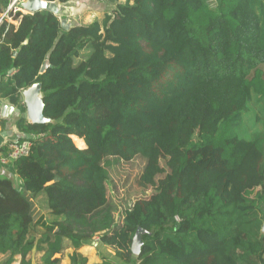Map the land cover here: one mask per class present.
I'll use <instances>...</instances> for the list:
<instances>
[{"label":"trees","instance_id":"trees-1","mask_svg":"<svg viewBox=\"0 0 264 264\" xmlns=\"http://www.w3.org/2000/svg\"><path fill=\"white\" fill-rule=\"evenodd\" d=\"M11 1L0 0V97L25 114L21 93L40 83L52 122L17 124L31 150L13 163L22 190L0 177V264H63L68 249L70 264H89L79 250L95 238L115 252L97 264H264V131L237 133L248 106H264V0H98L116 7L70 31L47 11L3 17ZM177 118L178 158L120 209L113 176L139 160L138 188L155 185ZM43 193L48 223L34 213Z\"/></svg>","mask_w":264,"mask_h":264},{"label":"rangeland","instance_id":"rangeland-1","mask_svg":"<svg viewBox=\"0 0 264 264\" xmlns=\"http://www.w3.org/2000/svg\"><path fill=\"white\" fill-rule=\"evenodd\" d=\"M14 1V0H13ZM24 1V0H21ZM212 6H215V2L210 0ZM116 7V3H107L98 0H77V6L74 9V18L79 22V24L89 25L96 20H102L104 13L111 12ZM23 13V12H22ZM12 18H10L11 20ZM223 92L222 87H216L214 90L215 95H221ZM261 120H258L257 117ZM187 123L183 118H177L170 121L160 136V146L163 152V156L156 163L155 168L151 171L154 176L155 185L140 184L137 186V178L144 168V163L142 161H135L131 164H122L120 166V171L117 175H114V187L112 186V191H110L111 198L114 199L116 203L123 209L122 203L126 198V194L130 195V205L141 198H148L156 189L157 184L160 179L164 177L165 174L170 170L172 163L176 161L179 156V148H181L187 137L185 129ZM264 131V106L261 104H250L248 106L247 112L243 114L241 121L237 126V133L239 137L243 140H250L252 136L257 132ZM163 171V172H162ZM129 191L130 193H126ZM141 191H144L142 193ZM44 197L47 199L46 195L43 193ZM39 198L38 202L36 200L35 208V218L36 221L49 222L51 219L49 217V210L47 207V202L42 201ZM121 211V210H120ZM117 217H120L118 214ZM92 243H97L93 245ZM97 239H94L91 243L86 245V248L81 249V253H99L101 251L102 245ZM34 260L39 262L41 258L36 254Z\"/></svg>","mask_w":264,"mask_h":264},{"label":"water","instance_id":"water-1","mask_svg":"<svg viewBox=\"0 0 264 264\" xmlns=\"http://www.w3.org/2000/svg\"><path fill=\"white\" fill-rule=\"evenodd\" d=\"M77 6V1H69L67 3H60L59 0H24L19 3L21 11L25 14L33 15L37 12L47 11L52 13L60 21L62 29L70 31L73 28L79 27V22L74 18V9ZM16 55V54H15ZM50 67L47 62L43 68L44 73ZM24 104L26 106L27 120L30 124L41 125L48 124L52 121L44 115V99L42 94V85L40 83L23 91ZM264 232V225L262 228ZM145 230L139 228L133 238L131 251L134 256L141 255V248L143 246L142 236L146 234Z\"/></svg>","mask_w":264,"mask_h":264},{"label":"crops","instance_id":"crops-1","mask_svg":"<svg viewBox=\"0 0 264 264\" xmlns=\"http://www.w3.org/2000/svg\"><path fill=\"white\" fill-rule=\"evenodd\" d=\"M21 101L24 104L23 91L21 93ZM23 118L27 120L26 113L23 114L18 107H15L9 101V99L0 97V177L13 180L18 185L20 190H22V185H21L20 180L18 179V176L16 175L13 164L11 165L4 164L2 162V159L4 157L2 151L3 149L7 148L12 141H17L23 138L22 134L20 133L17 127L18 122ZM27 122L29 123L28 120ZM76 140H79L81 142V146H78L76 144ZM74 142L79 149L85 148V144L81 139L74 138ZM39 198H42L41 199L42 201L47 202V199L44 197V195L40 194L38 197L33 199V203L35 204V206H36L35 202L36 200L38 202ZM35 206H34V212L36 208ZM47 207H48V203H47ZM48 210H49V217L51 218L50 220H52L49 207H48ZM95 239H97V241L99 242V238H95ZM92 244L94 246L97 245V243L95 244L92 243ZM84 248H86V246L82 247L81 249H84ZM101 248L102 249L101 251H99V253H96V252L95 253L94 252L93 253H83V251L81 253V249L79 250V253H81L84 257L88 258L89 264L100 263L103 256H110V255L112 257L115 256V252L112 248L106 247V246H103ZM71 253H73V250L71 249H68L66 251V254L63 257L64 258L63 264H70L69 255ZM37 255L39 256V258L42 257V254H37ZM34 256H36V254H32L30 258L34 260ZM57 257H61V256H57ZM35 263L39 264L40 261L39 262L35 261Z\"/></svg>","mask_w":264,"mask_h":264},{"label":"built area","instance_id":"built-area-1","mask_svg":"<svg viewBox=\"0 0 264 264\" xmlns=\"http://www.w3.org/2000/svg\"><path fill=\"white\" fill-rule=\"evenodd\" d=\"M21 2H22L21 0H14V1L12 0L8 10L3 15V17L7 16L8 13L11 11H13L14 13L21 11L19 7V3ZM8 147H9V153L7 156L3 157L2 162L4 164L11 165L18 159L29 155V152L31 150V143L29 141H23V142L12 141Z\"/></svg>","mask_w":264,"mask_h":264}]
</instances>
